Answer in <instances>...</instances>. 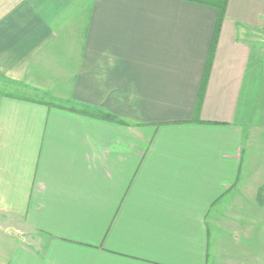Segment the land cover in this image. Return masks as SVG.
I'll list each match as a JSON object with an SVG mask.
<instances>
[{
    "label": "crops",
    "instance_id": "crops-1",
    "mask_svg": "<svg viewBox=\"0 0 264 264\" xmlns=\"http://www.w3.org/2000/svg\"><path fill=\"white\" fill-rule=\"evenodd\" d=\"M216 18L192 0H0V264H208L263 96L245 33L264 38V0L227 1L205 79ZM259 182L247 256L264 264Z\"/></svg>",
    "mask_w": 264,
    "mask_h": 264
},
{
    "label": "rangeland",
    "instance_id": "rangeland-1",
    "mask_svg": "<svg viewBox=\"0 0 264 264\" xmlns=\"http://www.w3.org/2000/svg\"><path fill=\"white\" fill-rule=\"evenodd\" d=\"M245 38L251 42L254 49L256 44L261 56L264 57V38L250 29H247ZM259 84L258 93L263 96L261 100L258 99L256 106L252 105L251 109L256 115L251 121L252 127L247 130V143L243 148L240 178L243 188H238L236 193L227 199L228 205L235 199L234 205L230 206L232 208L230 215H227L235 226L234 229H223V233L219 231L220 242L212 246L208 264H259L257 258L251 259L247 256V185L253 184L258 187L260 180L262 184L260 198L264 199V81ZM259 235L258 232H254L251 247L259 243Z\"/></svg>",
    "mask_w": 264,
    "mask_h": 264
},
{
    "label": "trees",
    "instance_id": "trees-1",
    "mask_svg": "<svg viewBox=\"0 0 264 264\" xmlns=\"http://www.w3.org/2000/svg\"><path fill=\"white\" fill-rule=\"evenodd\" d=\"M192 1L212 6V7H214L217 10V18H216V22H215L213 41L211 43V47L209 49V52H208V55H207V60H206V66H207V69L205 71V79H206L207 78L208 67H209L210 63L212 62L213 51H214L213 46L215 45V40H216V37H217L218 32L220 30L222 19H223L224 15H225V10H226V6H227V1L228 0H192ZM203 87H204V78H203ZM201 94L198 95L196 112H197V110H198V108H199V106L201 104V101H202V95ZM70 108L72 110H77L79 112H83V113L90 114V115H93V116L102 117L104 119L121 121V119H117L110 112L103 111V110L95 108V107H90L88 105H81V109L75 108V107H70Z\"/></svg>",
    "mask_w": 264,
    "mask_h": 264
}]
</instances>
